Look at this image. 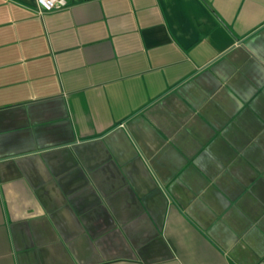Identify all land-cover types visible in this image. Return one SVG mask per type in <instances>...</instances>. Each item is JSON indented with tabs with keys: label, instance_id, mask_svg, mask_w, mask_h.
<instances>
[{
	"label": "crops",
	"instance_id": "1",
	"mask_svg": "<svg viewBox=\"0 0 264 264\" xmlns=\"http://www.w3.org/2000/svg\"><path fill=\"white\" fill-rule=\"evenodd\" d=\"M0 0V264H264V0Z\"/></svg>",
	"mask_w": 264,
	"mask_h": 264
},
{
	"label": "built area",
	"instance_id": "2",
	"mask_svg": "<svg viewBox=\"0 0 264 264\" xmlns=\"http://www.w3.org/2000/svg\"><path fill=\"white\" fill-rule=\"evenodd\" d=\"M37 7L41 10H53L64 7L66 0H35Z\"/></svg>",
	"mask_w": 264,
	"mask_h": 264
}]
</instances>
